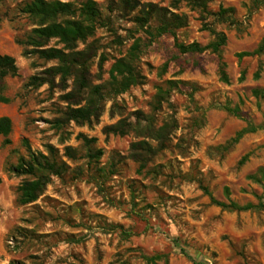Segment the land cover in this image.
Listing matches in <instances>:
<instances>
[{
    "label": "rangeland",
    "instance_id": "obj_1",
    "mask_svg": "<svg viewBox=\"0 0 264 264\" xmlns=\"http://www.w3.org/2000/svg\"><path fill=\"white\" fill-rule=\"evenodd\" d=\"M25 1H0V53L14 57L19 68L16 77L7 79L10 101L0 104V117L12 121L11 134L0 136V264H148L143 256L158 254L167 255L168 264H264V210L228 212L212 205L204 191L208 188L215 199L227 202L228 187L240 205L264 198V182L250 179H261L264 169V129L246 134L229 152L220 149L247 122L264 125V55L242 61L237 57L255 51L264 38V10L252 16L243 36L233 28L217 27L227 36L222 58L229 83H224L217 55L182 54L172 36L150 41L137 23L150 5L167 8L170 0H133L129 5L126 0H94L101 19L87 42L97 55L90 85L99 87L102 109L91 123L78 125L63 122V92L48 84L26 86L56 62L25 57L17 43L37 27L18 10ZM249 1L213 0L209 7L234 8L243 21ZM174 11L189 17L188 27L178 31L180 43L205 47L213 41L201 29L198 13L185 4ZM49 46L63 45L52 40ZM84 47L79 44L80 50ZM134 53L140 83L115 95L110 70L121 58H135ZM260 67V78L254 79ZM254 90L262 96L256 98ZM227 103L240 108V118L219 107ZM112 127L126 134L108 133ZM148 127L159 132L160 141L147 140L155 148L163 142V148L141 168L132 159L131 145L146 139ZM25 140L34 153L47 154L50 144L60 157L71 147L77 159L63 157L70 167L65 177H53L37 202L19 206L16 190L25 178L5 167L28 158ZM97 151L101 157L90 159ZM246 155L247 162L238 166ZM103 168L107 175L100 173ZM110 225L122 226L131 235ZM17 227L34 231L38 239L8 249Z\"/></svg>",
    "mask_w": 264,
    "mask_h": 264
},
{
    "label": "trees",
    "instance_id": "obj_2",
    "mask_svg": "<svg viewBox=\"0 0 264 264\" xmlns=\"http://www.w3.org/2000/svg\"><path fill=\"white\" fill-rule=\"evenodd\" d=\"M2 1V0H0ZM213 0H170L169 7H158L150 5L148 10L144 11V16L138 19L137 23L144 28L145 33L149 36L150 41H154L162 36L170 35L175 40V47L182 53H204L211 51L218 56V76L224 83H229L226 73V65L222 58V48L226 45L227 36L222 30H218V26H227L236 30L239 36H243L249 28L252 16L259 10H264V0H250L245 4L247 10L246 18L241 21L237 16L234 8H225L220 6L217 11H212L209 4ZM134 2L126 0V5ZM182 4H185L191 11L198 13L201 22V29L209 32L213 36L207 46L203 47L197 42L191 44L180 43L177 39L178 31L188 27L189 17L186 13H177ZM19 12L32 19L37 27L33 28L29 33L17 39V43L23 47L25 57H36L44 61H55L56 65L44 70L40 75L33 76L29 79L27 87H41L50 85L63 92L60 98L67 103V108L62 112L63 122H74L78 125L91 123L93 119L100 116L101 101L99 87L91 88L90 76L93 61L96 52L88 40L93 37L97 30V25L101 19V12L94 0H28L18 7ZM8 14L5 12L3 17ZM2 17L0 18V22ZM52 40H57L62 44V48L57 46H49ZM79 44L85 47L80 50ZM136 52L138 45L133 48ZM264 55V38L260 42L257 49L251 53H239L238 60L242 61L245 57H260ZM136 56L134 55L132 57ZM137 58H121L117 60L111 70L110 76L113 81L114 94L120 95L127 92L131 87L140 83L141 74L134 60ZM104 60H100V68ZM167 68V64H164ZM19 68L14 57L0 53V104L8 103L10 100L6 96L8 90L7 79L18 75ZM261 67L254 73V79H259ZM58 79V81H57ZM245 79V71L241 73L240 80ZM57 81V82H56ZM91 88V89H90ZM254 96L259 98L262 91L254 90ZM95 94H99V98L94 99ZM84 103V105H82ZM259 106V105H258ZM221 109L235 117H241V110L238 106L231 107L230 103L219 106ZM264 129V125L256 126L251 122H247V126L239 131L232 139L227 141L220 149L224 152L231 151L241 139L249 133H255ZM163 129L160 130L162 132ZM12 132V121L9 117H0V136L8 137ZM148 134L146 139L135 142L131 145L132 159L140 164L141 168H145L148 158L156 154L158 149L163 148V142L158 148L152 146L147 140L160 141L159 132H154L151 127L147 128ZM108 133L115 135H125L124 130L117 127L108 129ZM85 141L89 140L85 136H81ZM92 141V140H91ZM6 143H10L6 140ZM28 148V158L21 157L17 164H7L5 171L24 177L23 181L17 187L16 203L19 206H27L38 201L43 195L47 186L51 183L53 177L63 179L70 170V167L63 160L67 157L70 160L77 159V151L71 147H66L63 157H60L59 151L52 145L46 146L47 154L32 152L28 142L24 141ZM102 155L101 151H97L94 155L90 154L89 158L99 159ZM248 160V156H244L238 163V166L244 165ZM112 171V170H111ZM100 173L107 175L103 168ZM261 179L252 176L250 179L257 182H264V169L260 171ZM1 183V178H0ZM205 193L210 197L211 204L220 207L228 212H248L263 211L264 198H258L257 204L248 203L240 205L231 199V192L228 187L224 189L227 202L215 199L208 188H204ZM111 229H123L122 226H109ZM126 236H130L122 230ZM34 231L17 227L9 237L12 244H7L8 249L19 248L27 242H33L39 236ZM36 259V256H31ZM148 264H157L158 261L164 260L168 264V256L158 254L155 256H143ZM10 264H25L23 261H11Z\"/></svg>",
    "mask_w": 264,
    "mask_h": 264
}]
</instances>
